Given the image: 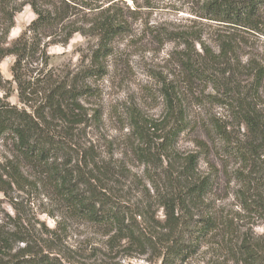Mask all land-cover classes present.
Here are the masks:
<instances>
[{
    "label": "trees",
    "instance_id": "1",
    "mask_svg": "<svg viewBox=\"0 0 264 264\" xmlns=\"http://www.w3.org/2000/svg\"><path fill=\"white\" fill-rule=\"evenodd\" d=\"M195 4L200 10L193 12L200 19L219 26L214 42L218 51L187 30H163V37L176 42L171 54L189 86L212 81L217 89L224 88L225 97L212 98L229 109L239 128H246L247 139L232 144L228 122L215 116L207 127L225 143L228 154L252 165L249 176L241 177L245 187L238 198L245 212L264 220V54L259 57L251 51L258 40L264 46V0H197ZM105 5V0H0V66L6 57L14 58L11 81L0 67V264H125L120 257L140 256L160 264H191L213 243L225 253L205 259V264H264V235L249 229L241 232L236 217L219 215L210 202L218 177L212 170L201 173L198 154L182 155L176 149L193 123L177 86L163 83L161 117L149 121L130 114L140 162L166 161L163 176H145L150 186H145L146 193L151 197L155 192L162 218H156L151 206L145 211L126 199L121 181L129 170L122 161L116 164L122 168L119 171L95 154L92 140H87L92 115L84 103L89 88L81 82L107 73L113 43L127 27L123 15L113 10L117 6ZM25 6L36 17L9 41L16 16ZM75 32L97 38L91 65L73 76L58 75L48 68L47 46L65 44ZM246 48L252 57L243 62ZM243 73L249 76L240 79ZM220 74L223 78L217 77ZM12 82L21 105L9 101ZM29 185L32 191L42 185L52 195L57 210L48 213L53 218L60 213L63 223L56 221L49 229L31 215ZM67 220L102 230L107 237L104 247L95 248L86 259L66 251L58 231H66Z\"/></svg>",
    "mask_w": 264,
    "mask_h": 264
},
{
    "label": "rangeland",
    "instance_id": "2",
    "mask_svg": "<svg viewBox=\"0 0 264 264\" xmlns=\"http://www.w3.org/2000/svg\"><path fill=\"white\" fill-rule=\"evenodd\" d=\"M196 1L105 0V7L109 4L117 6L113 10L123 15L127 21V27L124 34L116 38L113 43L114 52L106 60L107 73L101 78L93 77L81 82L89 88L84 105L90 109L89 116L92 115L88 121L87 140H92L98 158L111 161L119 171L122 168L117 165L122 161L127 171L129 170L122 175L126 177H123L121 181L126 199L135 208L141 206L145 211L151 206V210H156V218H162L163 210L157 205L155 192L151 191L153 194L151 197L146 193L145 186L148 179L145 176H163L166 161L162 164L158 160L154 162L155 164L140 162L134 151L137 142L131 134L130 114L136 113L149 121L161 117L165 110V100L161 95L163 83L168 82L177 86L187 113L193 119L192 128L180 136L176 146L177 151L182 155L198 154L201 173L207 174L212 170L213 175L218 177L213 193L210 195V202L219 215L227 214L236 217V227L241 232L249 229L255 235H264V220L245 212L242 208V200L238 198V192L245 187L241 177L249 176L252 165L242 161L238 156L228 154L223 147L225 143L207 125L211 122L212 116L222 119L221 123L228 122L226 125L228 124L227 130L232 138V144H236L238 139H247L246 128H239L236 121L230 117L229 109L212 98L214 95L225 97L223 87L219 86L217 89L215 87L217 83L212 81L193 83L192 86L185 82V74L178 65L175 54L174 56L171 54L177 49V44L166 38V35L163 37V30L174 32L187 30L191 34H198L197 36L211 43L213 49L218 51L214 42L218 35L215 31L219 29V26L215 22L200 19L197 13L193 12V10H200L196 4L193 5ZM35 17L32 8L25 6L16 16V24L10 32L9 41L15 40ZM87 29L88 27H84L86 32ZM63 38V36H56L57 40H63ZM256 42H258L257 45L251 51L261 57L264 54V46L262 41ZM96 43L95 35L75 32L67 43L58 42L47 46L48 68L61 76H73L83 71L91 65L92 47ZM196 48L197 50L200 48L198 43ZM178 49H181V46ZM245 50L246 52L241 53L243 62L252 57V54L248 53L249 49ZM13 60L12 56H8L0 66L3 76L9 81L13 79L11 72ZM248 76L243 73L240 79ZM217 77L223 78L221 74ZM11 85L9 101L21 105L18 101L16 85L14 82ZM94 114L101 117L100 120H96L93 117ZM198 141L207 144L208 147L205 149L203 145H198ZM29 178L32 180L33 176ZM47 192L42 185L37 187V191H32L29 185V200L34 212L31 215L40 222H44L47 228L54 229L56 221L60 220L63 223V218L60 213L56 218L49 215L48 211L57 210V207L52 202V195H48ZM0 197H2L1 193ZM151 202L153 205L148 204ZM6 208L12 211L7 204ZM67 221L66 231H58L62 248L65 247L66 251H73L78 258L86 259L95 252V248L104 247L103 242H106L107 237L102 234V230L82 222ZM209 247L206 254L193 258L191 264H205V259L207 261L208 258L213 256L216 258L225 253L224 250H220L217 243ZM119 259L125 264L129 261L131 264H160L158 260L147 261L146 257L142 256L130 260L127 257Z\"/></svg>",
    "mask_w": 264,
    "mask_h": 264
}]
</instances>
